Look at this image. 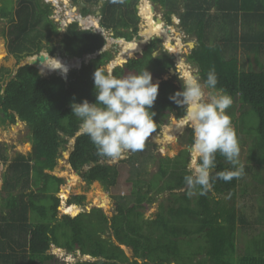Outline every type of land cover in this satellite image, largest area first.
<instances>
[{
    "label": "trees",
    "instance_id": "16d2710c",
    "mask_svg": "<svg viewBox=\"0 0 264 264\" xmlns=\"http://www.w3.org/2000/svg\"><path fill=\"white\" fill-rule=\"evenodd\" d=\"M74 1L83 2L80 11L89 18L96 16L91 5L100 7L101 0ZM152 1L167 9L169 19L171 14L179 13L183 28L198 36L199 46L193 49L190 60L199 66L202 81L214 69L218 78L215 91L222 90L232 101L239 99V117L234 111L228 112L236 127L238 145L239 133L251 132L250 157L264 166V69L259 64L264 50V0H185L184 12H180L179 0ZM139 2L104 0L100 25L112 31L115 38L132 41L139 33ZM212 7L221 12L217 18L223 28L222 33L213 36L208 32ZM57 14L53 4L45 0H0V18L9 25L3 31L9 54L18 60L41 56L44 51L56 54L52 40L61 35L55 20ZM63 35L60 44L66 54L83 59L80 66L68 71L67 78L56 73L44 76L35 64L23 65L15 74L9 68H0V122L3 125L23 122L32 137L29 155L20 153L11 162L7 150L0 146V190L5 194L0 210V264L54 260L49 253L54 245L57 252L64 253L66 249L92 258L76 264H264V213L259 228L246 214L237 211L235 202L218 199V195L227 194L234 198L240 177L228 182L215 180L203 195L199 188L175 192L188 187L184 181L192 169L188 148L174 158H159V171L150 183L136 179L133 204L113 198L112 215L94 207L75 216L72 212L84 205L85 195L70 196L64 206L66 213L62 212V193L67 190V181L52 171L62 157V149L79 132L80 121L72 115L71 105L85 99L95 102L93 74L97 68L108 71L114 58L111 50H102L107 43L105 36L92 27L83 28L76 21ZM159 41L153 40L143 53L117 65L112 74L122 77L146 68L152 73L153 82L159 81L158 96L151 110L155 112V132L164 135L182 122L183 108L169 99L182 84L176 83L177 77L165 75L174 67L170 56L165 52L154 56ZM178 44H183L180 38ZM239 49L247 53L254 69L242 70ZM229 51L234 54L228 55ZM86 56L90 57L89 62L84 60ZM245 106L249 107L248 112L242 111ZM250 110L257 115V122L247 121ZM170 117L175 120L173 125ZM187 139L192 147V129ZM138 153L133 152L123 161L132 164L135 177H142L143 172L136 166ZM151 159L156 157L153 155ZM68 162L89 184L99 182L106 189L118 185L119 164L99 156L86 135L76 138ZM230 170L232 165L217 154L214 173ZM31 182L39 191L31 188ZM167 191L172 192L176 204L166 210L160 208L154 219L146 218L143 209ZM194 191L197 197L192 200ZM123 246L132 250V257ZM193 246L196 247L192 251Z\"/></svg>",
    "mask_w": 264,
    "mask_h": 264
},
{
    "label": "rangeland",
    "instance_id": "374dc122",
    "mask_svg": "<svg viewBox=\"0 0 264 264\" xmlns=\"http://www.w3.org/2000/svg\"><path fill=\"white\" fill-rule=\"evenodd\" d=\"M47 2H53V6L58 11V14L56 16V22L58 24V27L60 29V36H62L66 32V26H63L60 21L64 20L65 18H78L83 17V14L80 11V8L83 6V2L80 1L75 2L74 0H45ZM147 0H143V7L144 3ZM141 2V0H140ZM139 2V4H140ZM147 3V2H146ZM149 3V2H148ZM77 6L78 9L74 11V7ZM93 10H96L98 7H95L94 5H91ZM157 13L156 17L153 16L152 12L149 10V16L152 17L153 22L151 26H155L154 29L159 31V37H156L153 40L159 39L160 41L157 43V47L162 48L166 46L169 51H174L175 55V63L178 68L173 67L172 72H166V77L169 76V74L172 77H177L176 83L182 84L181 80L179 79V74L183 75L185 72H190L193 74H197V68L195 66H192L193 64L189 58V53L191 51L192 47H189L188 43H193L191 35L187 34V37L182 40L183 44H178V38H183L182 35L184 32H182V28L180 26V23H178L177 20H174V17L172 18V22L169 19L168 13L165 12V8L163 9L160 5L157 7ZM167 11V10H166ZM145 12V13H144ZM140 13L143 14V16H146L148 14L146 11H143V8L140 10ZM162 18L165 23L169 24V26H173V28L163 25ZM79 19V18H78ZM87 22L90 25L96 24L98 28H103L100 23H98V20L96 19V16H91L87 18ZM145 19V18H144ZM147 20V19H146ZM168 21V22H167ZM101 22V21H100ZM143 22V19H141L139 24V33L134 35L132 43L136 44V47L132 48L131 46H128L126 48H123L122 45L118 43V39L122 37H114V35H111L112 31H109L105 28H103V31L101 34H103L106 38V49L111 50L114 58L111 65L108 67V71L111 72L113 69L112 66L115 65H121L120 62H122L124 59H130L131 54H134L136 51L140 50L142 46L144 47L148 45L149 42H143L142 41V29L145 27L147 28L148 23H145L143 26L141 25ZM8 22L4 19L0 18V68L6 67L12 70V72L15 74L19 67L23 66L24 64H39L42 67L45 68L48 71V74L44 76H50L55 73H63L62 64H67L65 60H60L57 62L56 58H58L60 54V49L62 48V45L60 44V36H54L52 40V44L57 48V53L54 55H50L49 53L45 51L44 54L41 55V58L39 56H32V57H25L21 60L16 59L13 55L9 54L8 48H7V41L5 36L3 35V31L8 28ZM160 28V29H159ZM105 29V32H104ZM149 30V29H148ZM152 32V30H151ZM157 34H153L155 36ZM114 40H113V39ZM112 39V40H111ZM190 40L192 42H190ZM131 43V44H132ZM145 43V44H144ZM127 45V44H126ZM143 47V49H144ZM167 50V49H166ZM161 49L155 51L156 56H158L161 53ZM168 51V50H167ZM168 51V52H169ZM66 57V55H65ZM90 58L89 56H86ZM119 58L114 61L116 58ZM127 57V58H126ZM85 59V58H84ZM124 60V61H125ZM57 63H56V62ZM72 61V60H71ZM56 63V65H55ZM259 64L263 65L264 69V50L262 51V54L259 57ZM254 65V64H253ZM72 66V65H70ZM75 66V65H74ZM79 66V65H76ZM114 66V67H115ZM65 67V68H66ZM197 67V66H196ZM72 68V67H71ZM67 69L65 72H67L71 69ZM241 68L242 70L249 71L251 69H254L255 67L252 66V61L249 57H247V54L245 52L241 53ZM202 81V80H201ZM206 91H215V90H207ZM241 102L239 101H233L232 105L226 110L227 114L230 111H234L237 115V118L241 114L240 111ZM248 106L243 107V112H248ZM2 113L0 112V116ZM229 115V114H228ZM247 121L251 120V122H257L258 118L255 112L252 110L249 111L248 116L246 117ZM170 124L173 125L175 123V120L170 117L169 118ZM249 122V121H248ZM233 128L235 129V125L232 124ZM242 127V124L240 125ZM191 127L187 124L178 123L174 126L173 129H171L168 133L162 135V136H154L155 138H159L156 141L155 138L153 139L151 136L149 139L146 140L145 144H150L151 146H145L143 150L139 151L138 153V162L136 163V166L138 170L142 171V177H135V171L132 172V164H130L126 160L128 158V154L131 156L133 153H127L125 156H123L120 160H112V162L119 164L120 166V178L118 185L109 189H106L101 183L94 182L92 184L87 183L84 181L75 171L72 169L68 162V156L72 150L73 147V138L70 139L71 142L67 145L66 149H62V157L59 159V163L56 166V168L52 171L53 174L63 177L67 181V190L62 193L63 200L61 202V210L64 213V206L67 203V199L70 196L73 195H85L86 199L83 206H78L73 210V214L80 213L82 211H90L92 208H103L104 211L108 215H112L114 213L115 205L113 203V198L117 199L119 202H125L127 205L133 204L135 202L136 196L133 194L134 185L136 184V179L141 178L146 181V183H150L152 177L159 171V158L164 157H171L174 158L178 156L183 150L189 149L190 151V167L194 168L198 165V158L196 160V163L194 164L193 161H195V156L197 157V154L194 151V147H189L187 136H189L191 132ZM161 132V131H159ZM158 133V132H155ZM154 133V134H155ZM152 134V136L154 135ZM173 134L171 138H166L167 135ZM253 142V135L251 132L247 131H241L239 133V165L243 166V174L239 178V186L237 190V194L234 198L231 197V195H218V199L222 201L229 200L230 202H235L237 206V211L242 212L247 215L248 219L252 221L254 224H256L259 228L261 227V216L264 213V166L259 165L255 160L251 159L250 157V146ZM0 146L3 149L7 150V155L9 156L10 162L18 155L23 154L25 156H28L29 153L32 150V137L31 132L28 128V126L23 122H18L15 125H3L0 122ZM155 156L156 159H151L152 156ZM9 162V163H10ZM31 188L35 191H39V187L36 186L33 182L30 184ZM188 189V187L186 188ZM183 190V189H181ZM181 190H175V192H181ZM183 192V191H182ZM171 191H167L163 194H160L156 196V199L153 203H150L149 206L145 209L144 215L148 219H154L157 217V214L160 211V208H164L163 210L168 209L170 206L176 204L175 198H172ZM5 195V194H4ZM4 195L0 190V210H2V204L4 202ZM100 197V198H99ZM192 200H195L197 197V193L194 191L191 193ZM100 199V201H96V199ZM66 213V212H65ZM247 239V238H246ZM196 246L192 247V251L195 249ZM125 252L128 254V256L132 257V250L128 248L127 246H123ZM191 247L186 248V251H189ZM50 254H53L55 259L51 261H47L45 263H38V264H76L79 261L91 260L92 258L82 255L80 252L77 253H70L68 251H64V253H60L54 250V246L49 251Z\"/></svg>",
    "mask_w": 264,
    "mask_h": 264
},
{
    "label": "clouds",
    "instance_id": "9594fccd",
    "mask_svg": "<svg viewBox=\"0 0 264 264\" xmlns=\"http://www.w3.org/2000/svg\"><path fill=\"white\" fill-rule=\"evenodd\" d=\"M178 74L182 87L169 99L183 108L182 124L192 128L198 157V165L190 169L184 181L191 190L201 189L203 195L215 180L228 182L244 171L238 160V140L226 112L233 101L222 90L206 91L216 90L218 78L214 69L203 81L198 74ZM93 82L95 102L85 99L71 105L72 115L80 121V134L90 139L99 156L111 160L143 150L146 140L156 131L155 112L151 109L158 96L159 81L153 82L152 73L146 68L122 77L113 75L112 70L97 68ZM217 154L232 165V170L214 173Z\"/></svg>",
    "mask_w": 264,
    "mask_h": 264
},
{
    "label": "water",
    "instance_id": "95a60500",
    "mask_svg": "<svg viewBox=\"0 0 264 264\" xmlns=\"http://www.w3.org/2000/svg\"><path fill=\"white\" fill-rule=\"evenodd\" d=\"M100 7H102L103 6V4H104V0H101L100 1ZM100 7L99 8H97L96 9V19L98 20V23H100V21L102 20V13H101V10H100ZM137 8L139 9V4H138V6H137ZM78 9V7L77 6H75L74 7V11L75 10H77ZM81 18H83V17H81ZM81 18H79V19H74V18H67V19H64L63 21H60V23L63 25V26H69L71 23H73V22H79V24H80V26L81 27H83V28H94V29H96L97 30V32L98 33H102V31H103V28H98L97 27V25L96 24H93V25H90L88 22H87V20H86V22H83L82 21V19ZM178 18V17H177ZM141 31V30H140ZM104 32H105V29H104ZM64 37V35H62V36H60V38L62 39ZM156 38V36H153L151 39H149L148 41H150V40H153V39H155ZM113 39V38H112ZM111 39V40H112ZM120 39H124V40H127L126 38H124V37H122V38H120ZM114 40V39H113ZM128 41V40H127ZM148 41H146V42H148ZM145 42V43H146ZM144 43V44H145ZM196 45H197V43L196 42H193V47H192V49L191 50H193L194 48H196ZM143 47H144V45L142 46V48L140 49V50H138V51H136L134 54H131V56H128V57H130V58H133L137 53H143V51H144V49H143ZM103 51H105V50H107L106 49V46H104L103 47V49H102ZM192 52V51H191ZM191 52L189 53V54H191ZM45 53V52H44ZM44 53H42V54H44ZM41 54V55H42ZM48 54V53H47ZM60 54L62 55V56H68L67 54H66V51H65V49H64V47H62L61 49H60ZM40 58H41V56H39ZM69 57V56H68ZM70 58V57H69ZM127 58V57H126ZM86 62H89L90 61V58H88L87 57V60H86V58L84 59ZM125 60V59H124ZM122 61V62H120L121 64H123V63H125L128 59H126L125 61ZM72 62H74L73 63V65L72 66H70L71 64H67V65H69V67L71 68V67H74V65L76 66V65H81V62H82V59L81 58H76V59H74V60H72ZM33 64V63H32ZM24 65H26V64H24ZM37 67H39V69H40V72H41V74L42 75H46V73L48 74V71L45 69V68H43L42 67V64H41V66L39 65V64H35ZM63 65V68H62V71H63V73H57L58 75H60V76H62V77H64V78H67V72H65L67 69L65 68L66 67V64H62ZM192 66H195V68H197V74L200 76V68H199V66L196 64V63H194L193 62V64H191ZM115 66V65H114ZM114 66H112V68L114 69ZM197 66V67H196ZM69 69V68H68ZM113 69H112V71H113ZM171 71H172V69H171ZM5 89H6V86L3 88V90L5 91ZM81 134H80V132H77V134H76V136L73 138V140H74V142H73V144H75V140H76V138L78 137V136H80ZM158 135H160V136H162L163 135V132H159L158 133ZM69 156H70V154H69ZM69 156H68V158H69ZM130 157V155L128 154V158ZM121 158H119L118 160H120ZM72 215V214H71ZM76 215H78V214H76ZM75 215V216H76ZM54 247H57L56 245H54ZM59 248V247H58ZM60 249H63V248H60ZM64 250H66V249H64ZM67 251V250H66ZM89 258H90V256H88ZM88 259V258H87ZM86 259V260H87Z\"/></svg>",
    "mask_w": 264,
    "mask_h": 264
},
{
    "label": "crops",
    "instance_id": "0c3cea01",
    "mask_svg": "<svg viewBox=\"0 0 264 264\" xmlns=\"http://www.w3.org/2000/svg\"><path fill=\"white\" fill-rule=\"evenodd\" d=\"M149 3H148V5H147V13L148 14H146V16H143V22H145V20L147 19V20H149V23L148 24H146L147 25V28H149L150 30L153 28V30L154 31H157L156 29H154V27L155 26H151L152 25V22H153V19H152V17L151 16H149L150 14H149V9H150V11H157L156 10V7H158V5H160L163 9H164V7L160 4V3H158V2H154V1H152L151 0V2L156 6H154L153 4H151L150 3V1L149 0H147ZM228 1V0H227ZM179 3H180V6H181V8H180V12H184V4H185V0H179ZM205 4V3H204ZM204 6H206V5H204ZM99 8V7H98ZM166 9V8H165ZM167 10V9H166ZM165 10V12H167ZM145 13V12H144ZM210 16H211V21H212V23H211V27L208 29V32L210 33V35L211 36H213L215 33H217V32H219V33H222V21H220L218 18H217V15H219V14H221V12H219L217 9H216V7H212V9L210 10ZM139 16L141 17V15L139 14ZM174 17V20H177L178 21V23H180V26H181V28H182V32H184L183 33V35H182V37H183V39L182 40H184L186 37H187V34L188 35H191V37H192V41L193 42H196L197 43V45H196V47L197 46H199V41H198V36L195 34V33H188L184 28H183V26L181 25V18H180V14L179 13H173V14H171V19ZM178 17V18H177ZM145 18V19H144ZM162 23H163V25H166L165 24V22H164V20H162ZM150 24V25H149ZM166 26H168V25H166ZM149 34H151V32H149ZM220 36H222V35H220ZM147 37H151L150 35H147ZM191 40H190V42H192ZM188 45H189V47H192L193 46V43H188ZM192 49V48H191ZM195 49V48H194ZM191 51H193V50H191ZM190 51V52H191ZM242 52H245L244 50H242V49H239V51L237 52L238 53V55H239V59L241 60V53ZM192 53V52H191ZM230 53L231 54H234L233 52H231V51H229L227 54L228 55H230ZM246 53V52H245ZM247 54V53H246ZM189 56H190V54H189ZM247 57H248V55H247ZM187 188V187H186ZM186 188H184L183 190H181V191H185L186 190Z\"/></svg>",
    "mask_w": 264,
    "mask_h": 264
},
{
    "label": "flooded vegetation",
    "instance_id": "af4514ba",
    "mask_svg": "<svg viewBox=\"0 0 264 264\" xmlns=\"http://www.w3.org/2000/svg\"><path fill=\"white\" fill-rule=\"evenodd\" d=\"M141 3L143 4V0H141ZM151 4H153L152 2H150ZM154 5V4H153ZM156 9H157V7H156ZM139 10V14H140V9H138ZM155 13H157V11H153L152 12V14H153V16H155L156 17V14ZM72 19V18H71ZM86 19V18H85ZM85 19H82V21L83 22H86V20ZM142 19V18H141ZM163 19V18H162ZM144 21V20H143ZM170 21L172 22V19L170 18ZM168 22V21H167ZM145 23H149V20H145V22H143V25L145 24ZM166 25H169V24H167V23H165ZM142 25V26H143ZM150 25V24H149ZM149 28H143L142 29V27H141V31H142V41H141V43H143L144 42V40L146 39V40H149V39H151L152 37H153V34H157V35H155L156 37H159L160 35H159V31L157 30V31H154L153 30V28L151 29L152 30V32H151V30L149 29ZM160 29V28H159ZM149 32H151V34H149ZM147 35H150L151 37H147ZM161 37V36H160ZM180 37V36H179ZM151 41H153V40H150L149 42H151ZM118 43L120 44V45H122L123 46V48H126V47H128V46H131L132 48L134 47H136V44H134V43H132L131 41H127V40H124V39H118ZM132 43V44H131ZM127 44V45H126ZM150 44V43H149ZM148 44V45H149ZM148 45H146V46H148ZM126 46V47H125ZM145 46V47H146ZM145 47H144V49H145ZM162 50L161 51V53H163V52H165V53H167L169 56H170V58L173 60V62H174V67H176V68H178L177 67V65H176V63H175V61H176V59H175V55L173 54L174 53V51H172V50H170L169 51V49L166 47V46H164V47H162V48H156V50L155 51H157V50ZM169 51H167V50ZM155 51H154V56H156V53H155ZM160 53V54H161ZM119 58L117 57L114 61L116 62V60H118ZM56 60H57V62L58 61H62V60H65V62L66 63H69V64H71V65H73V63L74 62H72L69 58H67V57H65V56H62V55H60L58 58H56ZM56 62V61H55ZM56 62V63H57ZM112 62L113 61H111V63H110V65L112 64ZM192 62V61H191ZM56 63H55V65H56ZM193 63V62H192ZM114 66V65H113ZM116 67V66H115ZM114 67V68H115ZM69 68V65H67V67H66V69H68ZM173 67H171L170 69H169V72H172L171 71V69H172ZM168 77H171V75L169 74V76ZM153 136H155V135H153ZM198 158V157H197ZM196 158V159H197ZM196 159H195V161H193V163L195 164L196 163Z\"/></svg>",
    "mask_w": 264,
    "mask_h": 264
},
{
    "label": "bare ground",
    "instance_id": "6f19581e",
    "mask_svg": "<svg viewBox=\"0 0 264 264\" xmlns=\"http://www.w3.org/2000/svg\"><path fill=\"white\" fill-rule=\"evenodd\" d=\"M150 2H151V0H149ZM147 2V3H146ZM147 5H148V1H145V3H144V7H143V4L140 2V4H139V9L141 10L142 8H143V11H147ZM155 6V5H154ZM156 7V6H155ZM150 10V9H149ZM152 12V11H151ZM140 15H141V18L143 19V14H141L140 13ZM163 20V19H162ZM141 25H143V22H142V24ZM169 26V25H168ZM180 38V37H179ZM182 39L183 38H180V40L182 41ZM147 40L145 39L144 40V42H146ZM173 136V134H169V135H167L166 136V138H171ZM153 139L156 137H154V136H151ZM159 138H155V140L157 141ZM159 141H160V139H159ZM158 142V141H157ZM195 158H197L196 156H195ZM100 198V197H99ZM96 199V201H100V199Z\"/></svg>",
    "mask_w": 264,
    "mask_h": 264
},
{
    "label": "built area",
    "instance_id": "2783aa9c",
    "mask_svg": "<svg viewBox=\"0 0 264 264\" xmlns=\"http://www.w3.org/2000/svg\"><path fill=\"white\" fill-rule=\"evenodd\" d=\"M52 3H53V2H52ZM81 17H82V16H81ZM81 17H80V18H81ZM67 18H68V17H67ZM67 18H65V19H67ZM61 21H63V20H61Z\"/></svg>",
    "mask_w": 264,
    "mask_h": 264
}]
</instances>
